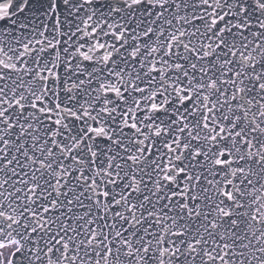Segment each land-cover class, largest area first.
Wrapping results in <instances>:
<instances>
[{
  "label": "snow or ice",
  "instance_id": "snow-or-ice-1",
  "mask_svg": "<svg viewBox=\"0 0 264 264\" xmlns=\"http://www.w3.org/2000/svg\"><path fill=\"white\" fill-rule=\"evenodd\" d=\"M0 264H264V0H0Z\"/></svg>",
  "mask_w": 264,
  "mask_h": 264
}]
</instances>
